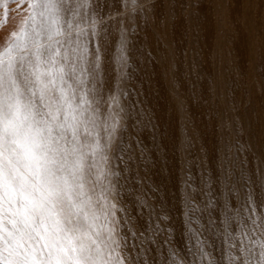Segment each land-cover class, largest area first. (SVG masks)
Returning a JSON list of instances; mask_svg holds the SVG:
<instances>
[{
  "label": "snow or ice",
  "instance_id": "1",
  "mask_svg": "<svg viewBox=\"0 0 264 264\" xmlns=\"http://www.w3.org/2000/svg\"><path fill=\"white\" fill-rule=\"evenodd\" d=\"M12 2L33 23L0 50V264H137L133 250L141 264H160L161 250L164 264H196L173 251L174 223L198 259L210 248L221 254L207 264H264V161L245 168L253 146L227 142L232 122L217 124L225 146L214 165L206 151L200 163L188 159L195 142L184 129L175 151L187 175L169 207L150 175L161 158L158 125L119 104L117 88L131 95L129 22L143 17L166 31L176 0Z\"/></svg>",
  "mask_w": 264,
  "mask_h": 264
},
{
  "label": "rangeland",
  "instance_id": "2",
  "mask_svg": "<svg viewBox=\"0 0 264 264\" xmlns=\"http://www.w3.org/2000/svg\"><path fill=\"white\" fill-rule=\"evenodd\" d=\"M127 3L128 0H123ZM177 20L168 23L166 31L145 23L143 17L129 22L127 33L130 55L123 66L124 87L131 94L119 97L121 105H135L158 125L157 143L162 145L161 158L151 169V180L161 186L164 203L177 204L181 180L187 175L182 170L183 153L178 157L175 147L184 129L194 138L195 148L189 160L200 163L204 152L215 163L217 152L223 155L225 140L218 133L217 124L232 122L227 142L237 139L242 145L251 144L247 152L246 169L255 171L264 161V0H176ZM114 5L115 0H109ZM29 8L20 9L12 0H0V50L11 42L12 32L30 30ZM160 11H163L161 9ZM5 13L7 23L3 24ZM151 53V59H149ZM115 68L121 69L120 50L114 53ZM175 79V87L173 86ZM225 84L228 87H225ZM177 96L184 102L182 114L177 113ZM115 107V105H114ZM242 128L239 136L236 129ZM144 143L151 146L152 133L145 129ZM237 148L231 149V155ZM245 153H240V162ZM203 166V165H202ZM240 163H237L239 174ZM193 180L199 184V172L191 169ZM255 178V177H253ZM173 251L188 255L196 264H207L212 255L198 259L190 253L179 223H174ZM166 250L159 253L164 264ZM131 256L141 264L143 254L133 250Z\"/></svg>",
  "mask_w": 264,
  "mask_h": 264
}]
</instances>
